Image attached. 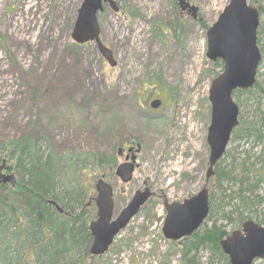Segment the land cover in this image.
<instances>
[{
	"label": "rangeland",
	"instance_id": "374dc122",
	"mask_svg": "<svg viewBox=\"0 0 264 264\" xmlns=\"http://www.w3.org/2000/svg\"><path fill=\"white\" fill-rule=\"evenodd\" d=\"M83 1L0 0V35L7 41L0 45V142L30 139L51 155L66 185L83 186L92 204L86 219L95 217L101 177L112 187L114 215L136 191L154 194L102 257L83 264H226L210 245L187 252L186 242L166 241L163 202L181 203L205 187L212 210L207 229L228 236L245 221H264V184L252 183L264 163V0H247L259 11L255 84L232 94L237 129L251 127L261 138L231 136L207 183L208 90L222 66L205 58L206 32L229 0H187L198 9L194 20L174 0H114L117 14L105 8L97 16L114 68L94 43L76 46L70 39ZM152 100L161 101L158 110L150 109ZM132 159L131 181L121 184L114 171ZM4 161L3 173L15 178ZM242 171L248 191L255 186L251 194L239 193ZM61 185L60 179L59 193ZM256 198L262 202L247 208Z\"/></svg>",
	"mask_w": 264,
	"mask_h": 264
},
{
	"label": "water",
	"instance_id": "95a60500",
	"mask_svg": "<svg viewBox=\"0 0 264 264\" xmlns=\"http://www.w3.org/2000/svg\"><path fill=\"white\" fill-rule=\"evenodd\" d=\"M181 11L188 9L192 19H196L197 8L185 0H177ZM107 5L113 12H118L113 0H84L78 11L70 35L77 45L93 42L100 56L108 66L114 68L116 63L112 53L99 40L97 14L103 12ZM258 12L247 4L246 0H229L216 22L206 32V54L210 62H222V73L211 81L208 90L210 105V124L207 129L206 143L209 148L205 181L213 176V168L222 158L230 135L238 126V108L232 101L234 91H246L255 83L256 70L260 54L256 47ZM160 102L150 103L156 110ZM5 163L0 167V183H11L12 176L3 175ZM133 165L124 163L116 167L114 175L122 184L131 181ZM96 196L93 200L96 208L95 220L91 221L88 231L91 237L89 255L103 256L111 246L113 239L137 215L140 208L152 197L148 189L136 191L129 203L113 219L112 188L102 179L95 186ZM56 211L61 209L53 202ZM165 218L161 229L162 236L170 242H179L197 232L208 217V193L205 188L195 196L182 203L163 202ZM221 253L227 257L229 264H252L264 259V227L252 221L242 224L240 231L232 232L218 243Z\"/></svg>",
	"mask_w": 264,
	"mask_h": 264
},
{
	"label": "trees",
	"instance_id": "16d2710c",
	"mask_svg": "<svg viewBox=\"0 0 264 264\" xmlns=\"http://www.w3.org/2000/svg\"><path fill=\"white\" fill-rule=\"evenodd\" d=\"M6 42L5 37L0 35V45L6 47ZM254 132L253 128L245 126L234 130L231 136L245 139L253 136L259 142L261 137ZM37 148L34 141L26 138L0 142V164L3 160L9 161L15 173L12 186L0 184V264H83L91 259L87 224L93 216L89 214L86 219L91 207L88 205L89 197L83 186L66 185L65 176L52 163L51 155L44 157ZM99 163L110 166L112 160L107 163L100 160ZM244 173L242 171L240 175ZM257 178L252 183L264 184V163ZM60 179L63 193L58 192ZM238 182L239 185L244 184L240 194H251L255 189L254 186L252 191H248V185H252L245 175ZM239 200L241 206H246L249 201L240 195ZM48 202H54L63 214H58ZM260 202L262 200L256 198L247 208ZM237 222L239 226L240 219ZM258 224L264 226V221ZM205 225L184 240L187 243L185 250L191 252L210 245L228 264L218 247L225 232L207 229ZM201 231V236H198ZM79 257L82 259L80 263Z\"/></svg>",
	"mask_w": 264,
	"mask_h": 264
},
{
	"label": "flooded vegetation",
	"instance_id": "af4514ba",
	"mask_svg": "<svg viewBox=\"0 0 264 264\" xmlns=\"http://www.w3.org/2000/svg\"><path fill=\"white\" fill-rule=\"evenodd\" d=\"M257 11H258V10H257ZM258 12H259V11H258ZM185 13L188 14L187 11H186ZM129 151H131V150H128V152H129ZM121 154H122V152H120L119 156H120ZM126 159H127V157H126ZM145 188H147V187H145ZM147 189L150 191L149 188H147ZM150 192H151V191H150ZM153 196H154V194H153Z\"/></svg>",
	"mask_w": 264,
	"mask_h": 264
},
{
	"label": "bare ground",
	"instance_id": "6f19581e",
	"mask_svg": "<svg viewBox=\"0 0 264 264\" xmlns=\"http://www.w3.org/2000/svg\"><path fill=\"white\" fill-rule=\"evenodd\" d=\"M179 164L181 165V162Z\"/></svg>",
	"mask_w": 264,
	"mask_h": 264
}]
</instances>
